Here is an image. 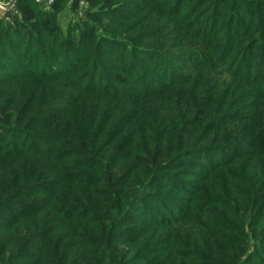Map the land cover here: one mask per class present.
Masks as SVG:
<instances>
[{
    "label": "trees",
    "instance_id": "trees-1",
    "mask_svg": "<svg viewBox=\"0 0 264 264\" xmlns=\"http://www.w3.org/2000/svg\"><path fill=\"white\" fill-rule=\"evenodd\" d=\"M87 1L91 10L76 29L79 37L59 31L54 14L41 16L35 1L31 6L21 0L22 17L1 23L0 57L11 64L0 63V88L8 86L0 103V264L29 257L22 254L26 242L57 230L56 244L43 241L37 250L41 257L31 264H53L62 234L71 237L72 250L99 247L87 254L106 250L118 259L111 246L123 240H114L118 217L132 209L137 196L149 202L153 177H174L169 170L182 167L180 160L207 171L204 185L194 191L199 195L203 189V201L222 209L212 208L213 227L206 226L203 240L193 244L200 251L193 259L226 263L231 258L224 245L230 242L216 227L240 235L236 222L244 225L246 215L264 204L259 194L264 190V25L258 18L264 0H208L206 12L202 3L184 21L189 37L183 36L177 50L147 48L134 38L128 42L125 12L115 14L113 0ZM154 2L172 10L183 0ZM105 18L119 23L114 27ZM17 34L36 37L39 47L24 49L23 43L18 49V43L12 45ZM105 35L113 38L114 52ZM46 41L54 45L52 51ZM121 54V65L112 61L110 71L105 64L112 57L120 62ZM220 151L231 154L218 156ZM252 167L254 183L246 180ZM164 182L173 202L180 197L176 191L191 197V190ZM166 201L158 196V217L150 219V227L169 226L164 225L171 218H160L168 212ZM178 218L176 223L183 221ZM107 221L114 222L112 228ZM63 248L68 254L70 246ZM13 249L15 257L7 259Z\"/></svg>",
    "mask_w": 264,
    "mask_h": 264
},
{
    "label": "rangeland",
    "instance_id": "rangeland-1",
    "mask_svg": "<svg viewBox=\"0 0 264 264\" xmlns=\"http://www.w3.org/2000/svg\"><path fill=\"white\" fill-rule=\"evenodd\" d=\"M8 1L10 0H0V29L4 26L1 25V23L7 24V22L16 20V16L17 18L22 17L23 11L18 8L19 2L21 0H13L14 3L9 7L7 6ZM34 1L40 4L39 12L41 16H50L54 14L53 23L58 26L59 31H61L63 34H66L69 31L72 34H76L78 37L81 35V32L76 29H81L83 27V22L88 19V11L91 10L89 1L29 0V4H31V6H35ZM99 1L101 2L103 0ZM179 1L181 0H173V2ZM196 1H198L200 4L193 8V5ZM207 1L208 0H183L182 4L172 6V10H170L166 9L167 6L165 4L159 7L157 4H155L154 0H113L111 7H113L112 10L113 12L115 11V14H117V12H123L121 14V16H123L125 12L123 26H125L124 28L129 27L130 32L129 34L126 32V35H123V38H125L128 42L132 43L133 39L131 38H134L139 42L141 40L142 44L140 43V46H145L147 48H162L165 46V48L177 50L178 44L183 42V36L186 35L189 37V33H187L189 30L183 26L184 21L186 22L188 17L192 15L195 10H198L201 7L202 3H204L202 10L203 12H206L204 10L207 8ZM4 2H6V4H3ZM56 3L59 5V7L55 9L54 6ZM261 4V13L259 14L258 18L260 20V24L264 25V18H261L264 16V1H262ZM185 14L188 15L185 16ZM116 18L119 19L121 17L116 16ZM197 18L200 20V16ZM158 19L160 20L157 21ZM105 21L113 24L114 27L119 23V21L115 18H105ZM194 24L195 22L188 26H192ZM18 29L19 27H13V30ZM115 35L120 36L118 34ZM105 36V39L109 44V48L112 50L114 40L108 35ZM163 37L166 39L163 40ZM13 38L12 45L14 46L18 43V49L22 47L23 43L25 44V46H23L24 49H26L28 45H31L30 47L34 49L39 47L38 39L36 37L26 39L25 34H17ZM117 45L118 43L115 44V46ZM53 46L54 45L52 43L46 41V47H48L50 51L53 50ZM100 50H102L100 52L101 54L104 52L105 48ZM111 52H114V50ZM124 57L125 54H121L120 62L114 61V57H112V59L108 60L109 65L105 63L104 64L109 67L110 71H113L115 65H112L111 62L113 61L115 64L120 66L121 62L124 60ZM116 58L117 57H115V59ZM0 63L4 65L7 64V66L11 64L10 61L5 60L3 57H0ZM1 73H3V71L0 70V74ZM101 75H103V73H101ZM102 81L103 79L97 81L96 84H99ZM104 82L107 83V78ZM68 83H70V81H67V84ZM7 88L8 86L0 88V103L6 95ZM67 96L68 93H66L63 99H66ZM217 154L218 156L222 154L229 156L231 152L220 151ZM178 164L184 165L182 167L174 166V168L169 170L170 173H168L175 175L174 177L167 175L163 176L165 173H159L153 177V182L150 185V191L153 194V198L149 202L145 201V197L137 196L138 202L132 205V209H129L127 212H124L118 217L116 222L117 226H119L116 231L118 235L114 238V240H123L114 241L111 243V246L114 247L115 251H117L119 254L118 259L113 257V254L110 253V251L106 250L101 251L94 256L87 254V252L94 251L99 247L94 248L93 246H83L81 252H78L77 249L72 250V248H74V244L72 243L71 237H67L66 234H62L61 250L58 252V257L56 259L55 255H52L54 258H50V261L54 260L53 264H57L59 261L64 262V264H85L87 262L88 264H206L203 262V258H199L197 260L193 259L195 255L194 252H200L193 247V244L198 242V240H203L206 232V226L208 227V230L210 227H213L212 223L208 220V218L215 215L216 210L212 208H217L219 210L222 209L218 205L213 203L208 205L207 201H203L202 198L205 196L203 189L199 195L194 191V188L199 184L204 185V183H201V177L205 176L207 171L201 169V167H192L187 164L185 160H180ZM256 173V168H250L247 173L246 180L250 183H254L258 179L257 177V179L255 178ZM163 178L165 181L170 179L172 182L181 185L180 188L184 189L185 191L191 190V197L186 198L188 196L187 194L176 191L175 194L177 197L180 194V197H178L174 203V198L169 197V185L164 182ZM102 191L106 196H110L109 187L103 186ZM259 194L261 197L264 196L263 187L260 189ZM161 195L166 196L167 198L165 209L167 207L168 212H165L163 217L161 216L160 218L163 221L165 217L167 219L171 218L170 222L164 225L169 226L161 227L154 225L150 227V219H157L158 217L154 211L157 210V198ZM258 201L259 200L256 199L254 205ZM178 205L180 207H178ZM149 211L152 213L151 216L149 215L150 213H148ZM163 211L164 207L159 209V212ZM136 213L139 215L137 216ZM92 214L94 215L96 213ZM180 216H182L183 219L181 218V220L183 221L176 223V219H179L178 217ZM115 217L116 214L114 213L112 218L117 219V217ZM161 219H158L159 222L162 221ZM107 223L109 224V229L112 228L114 222L107 221ZM164 223L165 222L159 223V225H163ZM236 224L239 226L238 232L240 235L231 234L230 236V233L224 231L223 228L216 227L223 234H225L230 242L229 244H231L229 245L227 243L224 245L226 252L231 258L226 260V263L224 264H264V204H262L257 209H252L251 213L246 215L244 225H240L237 222ZM226 228L232 229V227L229 226ZM59 233L60 230H57L49 238H46L44 235L38 236L35 238V241L32 244L26 242L27 247L24 249L22 254L25 255L26 252L29 254V257H25L22 260H17L14 258L11 261L9 257H11V255L15 257L17 250H10L7 255V259H9L8 264H31L34 260L38 261L39 257L41 256L38 255L37 250H40L41 246L43 245L51 244L53 246L56 244V236H58ZM188 234L192 235L189 236ZM78 240L79 239H77V241ZM125 240L133 241L126 242ZM43 241H47V243L42 245ZM85 242H87V245L89 244L88 241ZM67 245L70 246L69 250L66 251L68 254L64 253L63 250V247ZM234 254L238 256L236 262L233 261ZM224 256H226V254ZM223 259L225 260V257H223ZM72 261L74 263H72ZM214 264L223 263L217 262Z\"/></svg>",
    "mask_w": 264,
    "mask_h": 264
},
{
    "label": "built area",
    "instance_id": "built-area-1",
    "mask_svg": "<svg viewBox=\"0 0 264 264\" xmlns=\"http://www.w3.org/2000/svg\"><path fill=\"white\" fill-rule=\"evenodd\" d=\"M13 3H14L13 0H10V1L7 2V6L9 7ZM3 4H6V2H4Z\"/></svg>",
    "mask_w": 264,
    "mask_h": 264
}]
</instances>
